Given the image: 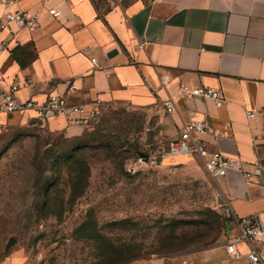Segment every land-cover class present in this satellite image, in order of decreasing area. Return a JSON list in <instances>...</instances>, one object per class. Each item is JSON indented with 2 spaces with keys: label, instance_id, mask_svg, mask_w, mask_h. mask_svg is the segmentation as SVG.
<instances>
[{
  "label": "crops",
  "instance_id": "1",
  "mask_svg": "<svg viewBox=\"0 0 264 264\" xmlns=\"http://www.w3.org/2000/svg\"><path fill=\"white\" fill-rule=\"evenodd\" d=\"M17 6L37 12L40 26L18 32L0 53V92L22 76L33 81L19 91L23 100L53 94L71 105L144 109L168 121V141L192 120H208L224 135L201 137L208 150L241 160L240 169L217 179L232 219L223 239L182 255L190 264H253L249 255L258 252L264 261V0H18ZM20 49L35 55L26 67L14 56ZM199 86L221 90L224 105L183 91ZM23 118L31 120L0 115V128ZM66 120L47 123L64 129ZM256 168L263 178L247 182L244 174ZM244 220H255L260 233L236 242L239 254L231 256L226 246Z\"/></svg>",
  "mask_w": 264,
  "mask_h": 264
},
{
  "label": "rangeland",
  "instance_id": "2",
  "mask_svg": "<svg viewBox=\"0 0 264 264\" xmlns=\"http://www.w3.org/2000/svg\"><path fill=\"white\" fill-rule=\"evenodd\" d=\"M66 121L0 128V264H99L108 240L132 264H180L225 234L232 217L202 159L161 156L165 118L102 104Z\"/></svg>",
  "mask_w": 264,
  "mask_h": 264
},
{
  "label": "built area",
  "instance_id": "3",
  "mask_svg": "<svg viewBox=\"0 0 264 264\" xmlns=\"http://www.w3.org/2000/svg\"><path fill=\"white\" fill-rule=\"evenodd\" d=\"M18 0H0L2 5V13L0 14V53L8 49V43L12 41L16 34L22 30H36L40 26L37 12H28L20 10L17 6ZM49 13L55 15V10L50 9ZM95 62V59H92ZM3 82L0 79V82ZM33 81L31 78L17 76L9 89L0 92V115L23 114L28 115L29 118H36L44 122L49 118L61 116L68 120L79 119L87 116L95 108H98L102 103L97 101L90 107L84 105H71L67 97L64 95L49 94L48 97L38 102L32 98L23 100L18 96L21 89L31 87ZM74 86L71 84L69 91L73 90ZM183 91L188 97H200L204 100H212L218 108L225 103L223 92L209 88L208 86H199L191 89L183 87ZM167 112H173L172 99L165 103ZM254 114H248L249 118ZM212 136L214 138H223L224 135L218 130L214 129L208 120L196 121L192 120L188 125H184L180 129L177 139L170 141L167 147L161 152V156L181 157V156H198L204 162L209 174L214 179L224 178L229 173L230 169H240L241 160L230 158L223 155L219 151H210L206 145L200 140L203 136ZM260 180L263 178V170L256 168L253 173L246 172L244 179L249 182L252 177ZM238 235L233 242H228L226 250L231 256H238L236 249V242L250 243L254 241L260 233L258 223L254 220H244L238 222ZM182 260V264H190L186 255ZM251 263L264 264V261L258 252H252L249 255Z\"/></svg>",
  "mask_w": 264,
  "mask_h": 264
},
{
  "label": "trees",
  "instance_id": "4",
  "mask_svg": "<svg viewBox=\"0 0 264 264\" xmlns=\"http://www.w3.org/2000/svg\"><path fill=\"white\" fill-rule=\"evenodd\" d=\"M22 55L23 59L20 58V56ZM14 56L22 67H26L29 62L35 57L33 53L24 52L22 49L17 50ZM86 224H88V221L84 226H86ZM217 240L218 237L213 239L211 243L204 244V247L212 245L213 242ZM101 253L102 254L100 255V257H98L100 261L99 264H132L139 258V256H133L131 252H129L128 247L117 246L109 240L106 242V245Z\"/></svg>",
  "mask_w": 264,
  "mask_h": 264
},
{
  "label": "water",
  "instance_id": "5",
  "mask_svg": "<svg viewBox=\"0 0 264 264\" xmlns=\"http://www.w3.org/2000/svg\"><path fill=\"white\" fill-rule=\"evenodd\" d=\"M30 122L37 125H43V121L38 120L36 118H32ZM159 159L161 160L162 158L159 157ZM14 243H16V240L11 238V240L8 242V247H11Z\"/></svg>",
  "mask_w": 264,
  "mask_h": 264
}]
</instances>
